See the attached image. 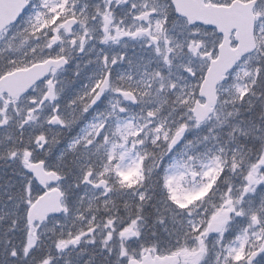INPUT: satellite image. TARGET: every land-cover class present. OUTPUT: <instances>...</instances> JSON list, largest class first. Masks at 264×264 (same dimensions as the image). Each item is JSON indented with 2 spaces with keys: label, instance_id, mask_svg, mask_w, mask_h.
<instances>
[{
  "label": "snow or ice",
  "instance_id": "obj_1",
  "mask_svg": "<svg viewBox=\"0 0 264 264\" xmlns=\"http://www.w3.org/2000/svg\"><path fill=\"white\" fill-rule=\"evenodd\" d=\"M0 264H264V0H0Z\"/></svg>",
  "mask_w": 264,
  "mask_h": 264
}]
</instances>
